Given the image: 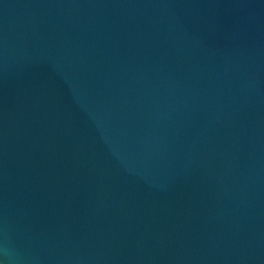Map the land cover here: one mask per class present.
Wrapping results in <instances>:
<instances>
[{
  "label": "water",
  "instance_id": "water-1",
  "mask_svg": "<svg viewBox=\"0 0 264 264\" xmlns=\"http://www.w3.org/2000/svg\"><path fill=\"white\" fill-rule=\"evenodd\" d=\"M6 232L22 264H264V0H0Z\"/></svg>",
  "mask_w": 264,
  "mask_h": 264
},
{
  "label": "clouds",
  "instance_id": "clouds-1",
  "mask_svg": "<svg viewBox=\"0 0 264 264\" xmlns=\"http://www.w3.org/2000/svg\"><path fill=\"white\" fill-rule=\"evenodd\" d=\"M24 259V254L16 248L12 238L6 232L0 238V261L2 264H22Z\"/></svg>",
  "mask_w": 264,
  "mask_h": 264
}]
</instances>
